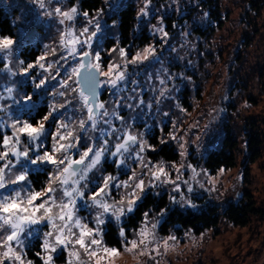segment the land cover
<instances>
[{"label":"rangeland","instance_id":"rangeland-1","mask_svg":"<svg viewBox=\"0 0 264 264\" xmlns=\"http://www.w3.org/2000/svg\"><path fill=\"white\" fill-rule=\"evenodd\" d=\"M212 1L214 3L211 7L219 9L216 16L222 18L220 27H218L219 22L215 21L216 19H209L210 15L207 19L204 18V13H209L210 10L209 7L202 10V6L198 5V0H179L178 3H174L173 0H150V15L146 17L138 16L139 10L144 7V0H108L107 3L103 0L102 6L89 13L87 19L82 15L84 11L80 9L77 0L75 2L53 0L50 8L62 7L64 11H67L75 6L79 9L80 14L73 21H65L63 25L58 23L55 16L41 17V19L51 22L48 37L44 43H55L59 47V32L63 31L65 27L74 28L79 34L83 27H90L89 19H99L107 40L113 39V43L115 42L109 48L104 44L105 50L101 51L102 59L105 65L110 62L116 63L121 59L116 56L118 51L116 53L111 51L119 43L118 34L115 31L117 22L114 20V16L117 15L121 7L127 4L133 5L136 8L135 30L139 31L140 28L146 30L151 39V42L146 46H154L157 57L143 64L129 65L127 68L128 82L126 84L120 82L118 85L125 89L121 93H117L115 88H111L107 84H101L99 101L106 103V106H110L107 103L109 101L112 102V106L119 101L118 112L131 125V131L133 133L143 131L146 133L145 138L148 141L151 137L153 139V136L150 135H153L154 129H157L156 141L152 139L153 142L149 141L156 148L159 146L161 138L168 140L167 133L172 129L173 120L179 118L178 127L180 129H187L189 124L198 122V127L193 129L190 136L192 143L191 154L188 158V162L195 165L198 171L204 168L203 159L207 155V151L219 141V135H223V128L230 127L229 130L235 135L238 144L235 150V165L225 169L222 174L219 172L211 174L214 178V190H211L213 185L208 183L209 178L201 175L198 179L204 184V188L201 189L198 184L194 185L192 193H188L184 188V195L190 198L192 204L197 208L200 207L198 203L206 196L207 200H214L224 206L228 201L238 198L237 191L242 195L244 190L249 189L253 193L256 204L264 207V0H258L261 3V7L258 9L254 8V5H250V0ZM216 3L218 7L214 6ZM25 6L30 9V12L26 11ZM0 7L4 15L11 17V24L17 28L19 37L28 34L24 30L26 26L22 25V17L28 15L32 20L33 12L37 15L41 12L38 5L32 3L31 0H0ZM189 8L196 12L190 15ZM13 10L15 11L13 12ZM98 10H102L100 17L96 16ZM11 12L15 15H12ZM171 16L172 18H170ZM168 20L171 21V24L168 23ZM18 26L20 27L18 28ZM160 26H163L168 33L166 38L162 33L156 31ZM194 26L207 28L211 34L209 33L207 38L195 35ZM35 31L39 35L44 34L43 28L37 27ZM99 35L100 33L97 34V36ZM34 43V41L31 43L25 41L23 47L26 49L27 45ZM93 46L96 47V38L93 39ZM143 48L125 47L130 54L129 59L131 55ZM5 55L0 52V67L8 63L4 58ZM38 56H40V52ZM113 57L116 59L114 60ZM20 58L24 57L20 56ZM48 59H52V57H48ZM27 62L34 63L35 61L27 59ZM61 76H63V72H61ZM168 76L175 78L168 80ZM186 76L191 77V82L185 79ZM101 79L103 78L101 77ZM133 79L137 81L136 84L131 83ZM160 79L167 81L163 87H166L169 92L157 105L156 98L159 97L162 87L159 83ZM224 88L228 90V101L222 99ZM183 89L186 90L183 94L188 96L189 106L186 107H183L181 100L178 99V95L182 94ZM2 90L3 85L0 84V91ZM129 95L133 97L132 100L127 99ZM141 99L144 101L143 105L139 103ZM150 103L153 105L151 109L147 107ZM177 103L185 108L186 112H180L176 107ZM245 103L250 104L251 108L242 109V105ZM128 105H132V107ZM213 108H226V111L217 115L216 111H212ZM210 111L211 115L216 116L217 119H211ZM164 112H169L171 115L164 117ZM206 123L210 128L207 135L203 134ZM113 126L120 128L121 122L113 118ZM164 126L168 130L162 133L161 128ZM99 127L104 128L106 132L109 131L106 124H101ZM7 134H11L10 130ZM3 135L4 132L1 131L0 146H2ZM96 136L99 137V132L96 133ZM197 136L200 137L199 150H197ZM109 139L114 145L115 136L109 137ZM256 139H259L258 144L262 143L261 155L254 161H250L252 149L259 146ZM50 143L51 137H49V147ZM80 143L83 145L91 143V141L81 134ZM169 143H173L179 153L177 144L174 141ZM144 155L146 159L153 162L161 161V159H154L148 152ZM115 159L116 157H112L110 154L105 157L102 162V174L111 173L120 180H124L127 179V175L124 173L128 172L129 168L135 167L137 173L141 171L139 164L133 160H128V168H117L113 163ZM180 160L179 156L175 162L179 164ZM162 161L172 162L167 158ZM246 165L249 166L247 170L245 169ZM48 167L50 170L51 166ZM246 171L247 173H245ZM100 174V172L97 173V177ZM237 176H241L242 183L237 186L236 191H233L232 185ZM173 178H175L174 172ZM144 179L147 182L148 177L145 176ZM154 191L168 197L169 194H174L171 185H162ZM154 191L150 190V193L154 194ZM0 194L6 193L4 190H0ZM195 196L199 197L194 199ZM176 198L179 201L178 194ZM174 205L182 207L180 203H170V206ZM78 208L79 215L85 217L86 221L95 215V210L86 207L83 201L78 202ZM44 230L40 229V233L42 234ZM158 234L163 237L159 231ZM35 241L37 242L36 239H32L30 244ZM176 241H179L178 246ZM13 246L15 247V245ZM37 248V250L34 249L35 254L40 250L39 247ZM24 251L26 260L31 259L36 264H41L37 255L29 256L28 248ZM161 254L163 255L156 256V253H152L156 257L155 260H150L147 256L123 254L117 259L116 264H145V262L147 264H158V262L159 264H264V219L257 220L256 224L252 223L245 227H233L222 223L219 227L210 229L200 236L177 237L175 241L169 242L167 249L161 247ZM60 255L65 256L64 260H58ZM60 255H58L55 264H64L66 253Z\"/></svg>","mask_w":264,"mask_h":264},{"label":"snow or ice","instance_id":"snow-or-ice-1","mask_svg":"<svg viewBox=\"0 0 264 264\" xmlns=\"http://www.w3.org/2000/svg\"><path fill=\"white\" fill-rule=\"evenodd\" d=\"M41 10L45 12L44 0H38L36 3ZM150 0H144L138 16L146 17L150 15ZM30 12V9H27ZM102 10H98L100 13ZM79 9L75 6L67 11L62 7H56L52 12H46L45 17L55 16L58 23L63 25L65 21H73L79 15ZM82 15L87 19L88 12ZM31 21L30 16L22 17V25ZM88 24L94 25V28L83 27L79 34L74 28L65 27L59 32V46L71 55H76V62L69 66L67 75L60 81L62 89H73L74 95H79L80 101L85 105V113L89 119L83 127L95 124L98 113L104 114L105 121L109 118V113L105 110L106 105L97 99V87L105 82L111 88H115L124 78L129 65H138L148 62L157 57L154 46H146L142 50L135 52L129 59V52L123 47L113 48L111 51H118L123 64L110 62L104 64L101 52L91 43L97 34L101 31V24L98 19H89ZM115 26V22H114ZM20 26H18L19 28ZM27 31V28L24 29ZM156 31L167 37L168 33L163 26ZM19 35L14 39L11 35H0V52L5 53V58L10 55L19 42ZM87 49H91L87 51ZM46 53L36 57L34 63L28 64L27 69L22 73L27 75L30 70L37 67L41 71H50L51 66L48 63ZM55 58V49H53V59ZM68 59V57H64ZM9 67V65H5ZM59 67V65H57ZM97 76L103 79L97 80ZM175 77L168 76V80ZM46 81H43L44 83ZM159 97L156 98V104L159 105L169 92L163 87L167 81L159 80ZM117 106L119 102L117 101ZM141 105L144 101H139ZM149 109L153 107L150 103ZM180 112H186L179 103L176 105ZM159 111V109H158ZM115 120H119L123 127L119 129V136H116L117 128L113 127L104 138H94L91 143L81 145V136L73 140V134L67 136L60 135L57 139L56 148L43 154L44 162L49 166L59 165L57 172L48 177V184L42 185L40 189L30 191L26 196L19 192H9L7 188H0L6 194H0V264H36L31 259H25L24 251L31 243L32 239L38 242L39 251L36 255L41 264H55L58 255L66 253L64 264H116L118 258L123 254L132 256H147L150 260H155L156 256L161 255V247L167 249L169 242L177 239L174 235L160 237L158 229L168 215L169 208L166 206L159 210V213L153 216L152 212L145 211L141 214L138 225H134L131 237L126 221H130L133 215L139 211L142 201L146 198L149 190H155L162 185H171L172 193L169 194L171 204L180 203L185 207H192L190 198L184 195V188L188 193L194 191V185H199L201 189L204 184L198 179L201 175L207 176L208 183L213 185L211 190L215 189L214 178L209 170L197 167L188 162L191 154V133L198 127V122L187 126V129L178 127L180 120L177 118L172 121V129L168 131V140L161 138L160 144L164 145L174 141L179 148L180 163L175 161L171 163L165 161L153 162L146 159V152H155L156 146L151 144L146 138L142 139L139 135L133 134L131 128L125 123L124 117L117 111L111 114ZM171 113L164 112V117H169ZM163 123V120H161ZM20 133L31 134L36 130L31 125L25 124L19 129ZM165 131L161 128V132ZM210 132L209 126L205 127L204 133ZM146 133H144V136ZM115 136L116 142L113 145L109 137ZM97 139L99 142L97 143ZM199 139L196 137L197 150H199ZM12 141L6 137L2 139V145L5 149L11 147ZM66 143L74 144L71 148L74 155L70 159L57 160L56 153L65 149ZM116 157L113 163L117 168H128V158L139 164L141 171L137 173L135 167L129 168L127 179L120 180L117 176L102 174V162L107 155ZM4 157L13 155V152L3 151L0 153ZM16 155H19L16 152ZM39 161L34 160L33 163ZM3 161L0 160V164ZM77 167L82 170L77 172ZM97 170L101 173L97 177ZM225 169L218 170L223 173ZM173 172L175 178H173ZM130 173V174H129ZM148 180L145 181L144 177ZM187 177V179H184ZM26 182V177L20 175L14 181V184ZM2 183V182H0ZM62 185L61 189H57ZM87 185V189H85ZM70 189V190H69ZM154 194L159 195V193ZM179 195L177 201L176 195ZM83 201L89 209L95 210V215L86 221V218L79 215L78 202ZM112 221L117 226V239L110 242L106 231V225ZM45 229L42 234L40 229ZM15 245V247L13 246ZM155 245V247H153Z\"/></svg>","mask_w":264,"mask_h":264},{"label":"clouds","instance_id":"clouds-1","mask_svg":"<svg viewBox=\"0 0 264 264\" xmlns=\"http://www.w3.org/2000/svg\"><path fill=\"white\" fill-rule=\"evenodd\" d=\"M32 3H38V0H31ZM105 3L108 0H104ZM174 3H178L179 0H173ZM53 3V0H44L45 12H40L38 15L33 12V19L26 23L27 35H21L16 48L10 55L5 58L8 63H5L3 67H0V84L3 85V90L0 91V131L4 132L3 137L12 141L11 147L5 149L4 146H0V153L3 151L13 152V155L4 157L0 155V160L3 161L0 164V188H7L9 192H19L25 196L30 191L36 190V184L47 185L48 177L53 176L59 167H52L49 170V165L44 162L43 154L48 151H52L56 148L57 139L60 135L67 136L69 133L73 134V140L77 136L83 135L88 141H92L97 138L96 133L99 132V139H103L104 135L109 131H105L104 128L94 125L83 127V124L88 122V115L85 113V105L80 101L79 95L73 94L71 86L69 88L62 89L60 81L67 75L69 66L74 65L76 62V55H71L66 52L62 47H58L55 43H44L48 37V29L51 27L50 20L41 19L45 17L46 12H52L55 8L49 6ZM102 13H96L97 17H100ZM208 12L204 13V18L207 19ZM51 18V17H50ZM99 23L101 21L98 19ZM37 27L44 29V34L39 35L35 29ZM90 28H94V25L90 24ZM59 31V30H58ZM100 35L96 36V47L99 51H104V44L107 41L106 34L101 29ZM25 41L35 43L29 49H24ZM93 44V41L91 42ZM42 45V47H41ZM116 47H120L117 43ZM53 49H55V58L53 59ZM91 49H87L90 51ZM33 51H39L40 55L46 53L52 59H49L48 63L51 66L50 71H41L39 67L30 70L27 75L22 73L27 69L28 63L26 59L20 58L21 55L31 56ZM119 57V53H116ZM58 57V58H57ZM64 57H68L65 59ZM115 60L116 57H113ZM63 62V63H61ZM116 63L123 64L124 61L117 60ZM11 65L5 67V65ZM59 65V67H57ZM63 72V76H61ZM59 78V79H58ZM129 79V73L126 71L124 78L120 81L127 83ZM186 80L191 82V77H185ZM99 80V76H97ZM43 81H46L42 83ZM119 82V83H120ZM132 84H136L137 81L133 79ZM104 84H107L106 82ZM119 85V84H118ZM116 86V92L121 93L125 89ZM99 86L97 87V89ZM96 89V91H97ZM123 99V97H121ZM128 100H132L133 97L129 95ZM223 101H228V90L223 89ZM119 102V101H118ZM106 111L109 113L107 121L104 119V114L98 113L95 124H106L108 129L111 130L113 126V111L118 112L116 105L112 106V102H107ZM106 105V103H104ZM132 107V105H128ZM139 107V105H136ZM251 108L250 104L245 103L242 105V109ZM212 111L219 113L225 112L226 108H213ZM209 116L212 120L217 119L216 116ZM134 119V117H133ZM29 124L36 131L31 134H21L19 129L24 127L25 124ZM128 127H131L126 121ZM209 126L208 123L204 125ZM121 127L123 125L121 124ZM10 130L11 134H7ZM203 131V130H202ZM119 133L117 128L116 134ZM139 135L142 139L145 138L143 131L133 133ZM119 135H117L118 137ZM49 137H51V143L49 147ZM200 140V139H199ZM75 147L74 144L66 143L65 149L62 152L56 153L57 160L70 159L74 153L71 148ZM16 152L19 155H16ZM39 161L33 163V161ZM128 160H132L131 157ZM82 169L77 167L76 171L80 172ZM99 173V170H97ZM20 175L26 177V182L22 184H14L16 178ZM242 183L241 176L235 178V183L232 185L233 191H236L238 185ZM63 186L58 185L57 189H61ZM87 185H85V189ZM70 190V189H69ZM241 193L236 192V196L239 197ZM191 208V211H200L195 205L192 207H181V211L187 213ZM177 246L179 241H176ZM199 246V245H196ZM179 254V253H178ZM163 255V254H161ZM147 264V262H145ZM159 264V262H158Z\"/></svg>","mask_w":264,"mask_h":264},{"label":"trees","instance_id":"trees-1","mask_svg":"<svg viewBox=\"0 0 264 264\" xmlns=\"http://www.w3.org/2000/svg\"><path fill=\"white\" fill-rule=\"evenodd\" d=\"M75 2L76 0H69ZM80 9L84 12L92 13L95 10L99 9L103 0H77ZM212 0H198V5L202 6L203 10L205 7H209V19H216L215 21L219 22L218 27L221 26L220 22H222V18L217 13L219 9L212 8L213 5ZM261 3L258 0H250V5H254L256 9L260 8ZM216 3L214 6H217ZM192 8V7H191ZM255 9V10H256ZM192 15L195 10L192 11L189 8ZM15 10H13L14 12ZM12 15H15L11 12ZM116 14V13H115ZM226 15V14H225ZM11 17H8L6 14L4 15L3 11L0 10V35L8 36L11 35L13 38L17 36V28L11 24ZM172 18V16L170 17ZM114 20H116V32L118 34L119 45L122 47H132L135 46L137 49H141L146 46L149 42H151L150 35L144 30L140 28L139 31L135 30V21H136V8L127 4L119 9L117 15L114 16ZM225 21V20H224ZM168 23L171 24V21L168 20ZM195 35H201L206 37L210 30L207 28H202L200 26H194ZM206 29V31H204ZM207 38V37H206ZM113 39L107 40L105 43L106 47H111L113 43ZM31 43V42H30ZM32 47V44L27 45L26 49ZM39 51H33L31 56L21 55L24 58L30 59L31 61H35L38 56ZM184 92L186 91L183 89ZM192 95V94H191ZM198 95V93H197ZM184 106H189V102L187 101V96L184 98ZM230 127L223 128V135H219V141L213 148H210L207 151V155L203 159V166L205 169L209 170V172L214 175L218 172L219 169H228L235 165L236 163V148L237 142L235 135L231 133L229 130ZM1 131H0V142H1ZM253 137V136H252ZM251 137V138H252ZM152 139V138H151ZM156 141L155 136L152 139ZM151 140V142H153ZM258 140L255 141L258 144ZM150 141V140H149ZM251 142V140H249ZM258 148L252 149V154L250 156V161H254L258 156L261 155V146L262 143L258 144ZM150 155L154 159L164 160L165 158L170 159V161H176L179 158V153L176 149V146L173 143L159 145L155 152H149ZM249 166L246 165L245 169L247 170ZM247 173V171L245 172ZM38 185V184H36ZM35 185V186H36ZM37 188V187H36ZM199 196H195L194 199H197ZM207 198V196H206ZM205 197L202 199L198 205L200 206L198 209L200 211L193 212L191 208L187 213L181 211V206L174 205L170 206V202L168 196L165 194H161L157 196L156 194H151L150 190L147 192L146 198L142 201L139 211H137L130 221H126L129 236L134 229V225H138L141 214L145 211L152 212L153 216L159 213V210L164 207L169 208L168 215L165 218V221L162 222L161 227L158 229L161 236H168L170 234L178 237L184 238L188 235L200 236L201 234L206 233L210 229L219 227L222 223L228 226L233 227H245L250 226L252 223L256 224L257 220L264 219V207L262 205H257L256 200L253 197V193L246 189L242 193V195L238 198L228 201L224 206H222L219 202L214 200H207ZM106 231L110 234L108 239L110 242H113L118 238L117 237V226L109 222L106 225ZM37 242H33L28 246L29 256H35L34 249L37 248ZM64 255H60L58 260H64Z\"/></svg>","mask_w":264,"mask_h":264},{"label":"flooded vegetation","instance_id":"flooded-vegetation-1","mask_svg":"<svg viewBox=\"0 0 264 264\" xmlns=\"http://www.w3.org/2000/svg\"><path fill=\"white\" fill-rule=\"evenodd\" d=\"M0 10L2 11L1 7H0ZM5 11H8V10L5 9ZM181 92H182V94H183L184 90H182ZM182 94L178 95V99L181 100V104H182V106L185 107V106H184V105H185V104H184V98H185V95H184V94L182 95ZM101 95H102V94H101ZM102 96H104V95H102ZM100 97H101V96H100V91H99L98 101H99ZM187 97H188V96H187ZM187 101H188V100H187ZM164 129H165V130H168L165 126H164ZM157 134H158V130H157V129H154V134H153V135H150V136H153V137H154V136L157 135ZM151 138H152V137H151ZM150 142H151V139H150ZM167 144H169V143H167ZM159 145L161 146L160 143H159ZM148 153H149V152H148ZM111 170H112V169H111ZM41 186H42V184H38V185H36V187H37L36 189H40ZM160 195H161V194H160ZM157 196H159V195H157Z\"/></svg>","mask_w":264,"mask_h":264},{"label":"water","instance_id":"water-1","mask_svg":"<svg viewBox=\"0 0 264 264\" xmlns=\"http://www.w3.org/2000/svg\"><path fill=\"white\" fill-rule=\"evenodd\" d=\"M99 79H101V77H99ZM99 91H100V87L97 89V99H98V96H99Z\"/></svg>","mask_w":264,"mask_h":264}]
</instances>
